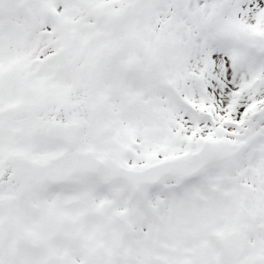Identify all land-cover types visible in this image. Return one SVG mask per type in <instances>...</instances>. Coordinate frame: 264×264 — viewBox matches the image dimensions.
I'll use <instances>...</instances> for the list:
<instances>
[{
  "label": "snow or ice",
  "instance_id": "snow-or-ice-1",
  "mask_svg": "<svg viewBox=\"0 0 264 264\" xmlns=\"http://www.w3.org/2000/svg\"><path fill=\"white\" fill-rule=\"evenodd\" d=\"M0 264H264V0H0Z\"/></svg>",
  "mask_w": 264,
  "mask_h": 264
}]
</instances>
